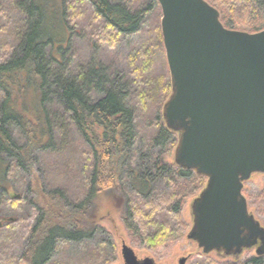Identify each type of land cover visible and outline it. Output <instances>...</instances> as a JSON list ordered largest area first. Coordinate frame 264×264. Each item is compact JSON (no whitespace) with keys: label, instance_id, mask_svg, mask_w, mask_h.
<instances>
[{"label":"trees","instance_id":"16d2710c","mask_svg":"<svg viewBox=\"0 0 264 264\" xmlns=\"http://www.w3.org/2000/svg\"><path fill=\"white\" fill-rule=\"evenodd\" d=\"M83 1L124 36L139 32L150 11H158L161 17L157 0L147 9L129 1ZM207 1L219 10L225 27L248 32L264 30V0ZM28 2V13L36 19L29 23L17 50L0 60V190L6 189L14 171L33 170L36 153L52 148L54 132L48 110V102L52 100L50 77L57 85L53 94L62 109L64 123L70 122L87 146L89 176L86 192L78 201H71L58 188L50 192L52 198L39 199L38 193L33 204L37 215L22 255L30 264H49L62 246L84 245L98 229L90 227L87 217L103 195L111 196L119 209L125 205V224L139 243L167 249L186 236L187 227L180 220L184 205L201 192L207 178L163 158V154L176 149L179 136L167 127L163 117V107L172 88L161 24L157 22V49L159 46L162 54L156 62L162 63L166 70L157 73L156 80L144 73L141 82L136 81L137 96L130 103L124 86L113 83L105 88L104 68L91 69L84 84H80L71 76L72 70L64 66L56 69L47 61L46 45L64 47L70 35L71 26L64 18L67 0ZM57 62L60 63L58 59ZM93 83L100 95L96 99L83 91L85 85ZM158 93L164 98L159 100ZM145 116L149 124L141 129ZM12 125L21 132L20 143L11 134ZM140 137L145 142L144 148H137ZM158 147H163L162 152L156 151ZM4 154L13 161H5L1 157ZM109 245L115 252L116 245L112 241ZM110 260L111 257L107 261ZM262 263V258L252 259V264Z\"/></svg>","mask_w":264,"mask_h":264},{"label":"water","instance_id":"95a60500","mask_svg":"<svg viewBox=\"0 0 264 264\" xmlns=\"http://www.w3.org/2000/svg\"><path fill=\"white\" fill-rule=\"evenodd\" d=\"M157 1L172 88L163 117L179 136L174 162L207 178L187 238L206 255L255 248L263 257L264 226L243 190L264 175V30L225 27L207 0ZM121 252L125 264H157L126 243Z\"/></svg>","mask_w":264,"mask_h":264},{"label":"rangeland","instance_id":"374dc122","mask_svg":"<svg viewBox=\"0 0 264 264\" xmlns=\"http://www.w3.org/2000/svg\"><path fill=\"white\" fill-rule=\"evenodd\" d=\"M67 1L68 9L64 18L71 26L68 41L64 47L58 44H48L45 47L46 59L53 63L54 68L67 67L72 70H69L71 76L80 84H84L88 71L102 67L107 76L105 88L113 83L121 88L124 86L125 97L130 103L137 96L136 81L141 82L144 73L156 80V74L166 70L162 63L156 62L157 58L161 60L162 54L159 46L157 49V22L161 24L162 10L161 17L158 11H150L139 32L124 36L109 27L92 5L83 0ZM118 2H127L147 9L153 0ZM28 5V0H0V60L17 50L23 34L29 29V23L36 19L28 13ZM229 15L233 16L232 11ZM77 70H82L81 76ZM53 81L54 78L50 77L52 100L48 102V110L54 132L52 148L36 153L37 161L34 162L33 170L14 171L8 179L6 189L0 190V264H30L22 253L37 215L33 204L37 202L38 193L39 199L50 198V192L58 188L63 190L71 201H78L86 192L85 184L89 176L86 166L87 146L76 128L70 122L64 123L62 109L53 94L57 90ZM164 83L166 84L165 80ZM95 88L93 83L85 85L83 91L96 99L100 95ZM161 90L164 91L163 88ZM158 96L159 100L164 98L162 93H158ZM147 120L146 117L143 127L140 126L141 129L147 127ZM9 129L15 140L20 143V130L14 125ZM144 131L140 132L144 134ZM144 145L145 142L140 137L137 148H144ZM162 150L163 147L156 148L158 152ZM174 156L175 149L163 154V158L169 162L174 161ZM1 157L7 162L13 161L6 154ZM243 194L248 200L249 210L264 226V175L254 174L245 183ZM195 197L186 201L180 217L187 227L186 236L167 249H158L139 243L125 224V205L119 209L111 196L103 195L87 217L90 227H98L94 236L86 240L84 245L73 243L62 246L49 264H125L121 252L123 243L132 247L138 258L151 257L157 264H178L181 257L188 255L190 258L187 264H247L257 256L255 248L245 250L238 257L217 252L203 254L197 244L187 238L193 226L192 202ZM110 241L116 245L115 252L109 245ZM110 257L112 260L108 262ZM262 259L264 264V256Z\"/></svg>","mask_w":264,"mask_h":264},{"label":"flooded vegetation","instance_id":"af4514ba","mask_svg":"<svg viewBox=\"0 0 264 264\" xmlns=\"http://www.w3.org/2000/svg\"><path fill=\"white\" fill-rule=\"evenodd\" d=\"M255 251H256V250H255ZM254 258H262V257L256 256V257H254ZM254 258H252V259H254ZM252 259H250V260L247 262V264H252Z\"/></svg>","mask_w":264,"mask_h":264}]
</instances>
